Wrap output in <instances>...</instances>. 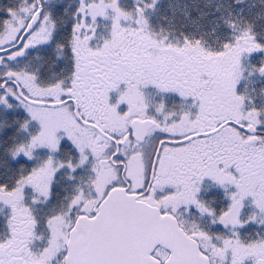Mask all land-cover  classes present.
Returning <instances> with one entry per match:
<instances>
[{"label":"snow or ice","instance_id":"snow-or-ice-1","mask_svg":"<svg viewBox=\"0 0 264 264\" xmlns=\"http://www.w3.org/2000/svg\"><path fill=\"white\" fill-rule=\"evenodd\" d=\"M0 264H264V0H0Z\"/></svg>","mask_w":264,"mask_h":264}]
</instances>
